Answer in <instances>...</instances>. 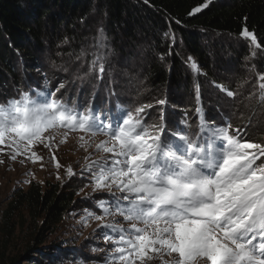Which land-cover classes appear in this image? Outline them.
<instances>
[{
	"label": "snow or ice",
	"instance_id": "snow-or-ice-1",
	"mask_svg": "<svg viewBox=\"0 0 264 264\" xmlns=\"http://www.w3.org/2000/svg\"><path fill=\"white\" fill-rule=\"evenodd\" d=\"M212 2L206 0L189 15ZM169 35L164 33L165 38ZM239 35L250 42L245 59H255L257 50L264 52L257 35L246 26ZM95 41L88 71L76 77L93 89V101L86 107L75 98L69 102L63 94L58 97L62 89L66 94V83L60 81L52 91L47 77L42 90H20L18 96L0 102V146H7L9 159L24 156L26 161L41 162L43 168L44 158L33 150L43 145L60 169L52 152L54 130H65L61 144L69 132L82 133L80 147L85 151L92 137H106L95 145L104 155L95 160L85 157L88 162L80 173L89 174L94 193H109L107 198L85 196L94 199L96 211L86 210L80 221L85 227L90 219L100 221L94 232L112 245L103 264H149L163 256L169 257L165 264H264V145L249 142L243 129H233L231 120L216 124L206 119L199 89L196 132L186 112L179 123L168 118L167 99L156 101L162 106L158 122L151 121L154 105L150 103L135 108L117 104L115 112L101 108L94 100L110 54L102 27ZM83 55L82 51L76 59ZM191 67L199 72L194 61ZM112 83L109 77V96L115 95ZM216 87L233 99L242 95L223 85ZM256 87L258 102L264 105V73H258ZM253 95L250 92L245 99ZM250 124L251 119L244 127ZM65 171L69 178L77 175L71 166Z\"/></svg>",
	"mask_w": 264,
	"mask_h": 264
},
{
	"label": "trees",
	"instance_id": "trees-1",
	"mask_svg": "<svg viewBox=\"0 0 264 264\" xmlns=\"http://www.w3.org/2000/svg\"><path fill=\"white\" fill-rule=\"evenodd\" d=\"M205 2L0 0V85L18 87L30 79L26 76H37L46 68L48 54L53 59L71 53L70 49L95 36L102 27L110 44L129 51L131 59L133 54L138 55L132 61L140 59L138 65L147 88L156 101L167 99L170 107L164 106L166 113L179 123L183 97H189L192 91L196 96L197 89L200 96L204 92L201 77L189 70V57L201 68L206 81L218 83L215 68L221 74L219 70H231L229 62L239 67L245 52L243 48L230 52L222 43L223 38L241 39L239 34L246 26L264 46V0H213L200 13L189 15L194 7ZM166 32L170 34L168 38L164 37ZM254 67L264 73V52L257 50ZM213 113L205 111L208 120L216 124L225 122L224 111ZM247 123V118H241V124ZM257 137L262 141L264 132ZM73 201V192H66L58 184L42 187L32 183L26 191L19 190L13 195L4 216L8 224L16 212L25 210L31 221L42 222L41 229H53ZM0 264L16 261L3 260Z\"/></svg>",
	"mask_w": 264,
	"mask_h": 264
},
{
	"label": "rangeland",
	"instance_id": "rangeland-1",
	"mask_svg": "<svg viewBox=\"0 0 264 264\" xmlns=\"http://www.w3.org/2000/svg\"><path fill=\"white\" fill-rule=\"evenodd\" d=\"M105 34L107 33L105 32ZM97 35L98 30L95 36L85 39L83 44L70 49L77 51L76 53L66 52L64 56L57 55L53 59L48 54L45 60L46 68L37 76H26L30 79L25 80L18 87L10 84L0 85V102H6L7 99L18 96L20 90H42L45 77H47L52 91H55L60 81L66 83V94L65 90L62 89L61 92L57 93L58 97L63 94L69 102L75 98L82 106L86 107L90 101H93V89L88 82L81 85L80 80L76 77L82 76L88 71V62L92 59L91 54L95 50L93 45ZM222 43L228 46L232 53L241 48L245 52L239 67L236 66L235 62H229L232 64L231 70H219L221 74L215 68V79H218V83L206 81L198 64L194 60L189 59L188 61L189 70L194 76L201 77L203 82L204 92L201 94V102L204 105V111H209L210 114L224 111V118L231 120L233 129H243L242 135L246 134L245 138L249 142L264 145V137L261 138L262 141L257 137L258 133L264 132V105L258 102L259 93L256 87L258 73L261 72L254 67L256 58L245 59L246 54L250 55V42L243 38H223ZM107 44L110 54L106 64V74L99 86L94 103L103 109H111L113 112L117 110L115 107L117 104L135 108L141 103H150L154 105L151 121L158 122V109L162 106L156 104L154 94L146 86L142 69L138 65L140 59H136L135 62L132 61L138 55L133 54L134 59H131L128 55L130 54L129 51L113 46L108 40ZM82 51L84 52L82 59L77 60L76 56ZM193 61L196 63L199 72L193 71L191 67ZM225 62H227L226 59ZM82 64L83 67H81ZM64 68H67L68 71H63ZM109 77L114 80V83L110 85L115 91V95L112 96L108 95L106 88L109 86ZM216 85L227 86L226 88L229 90L239 91L242 95H238L235 99L227 97L226 93L222 92ZM78 90L79 95L77 94ZM194 92L192 91L189 97H183L184 107L180 110L181 112H178L181 119L184 118L185 112L187 113L192 132L198 125V118L195 115L197 103ZM250 92L255 93V95L251 99H245ZM168 107H170L169 104ZM244 117L247 118L248 122L251 119V124L247 128L244 127L246 124H241V118ZM168 118L173 120V117ZM206 118L208 119L209 116L207 115ZM64 131L58 129L51 133L55 136L52 152L61 165L60 169L55 167V162L50 159L49 149L43 145L33 147V150L44 158L43 168L41 162L26 161L24 156H19L16 161H11L7 146H0L4 148V152H0V159L4 161L0 164V261L15 260L16 264H103L105 256L112 248L111 244L104 242L99 231L94 232L100 221L90 219L87 221V227L80 223L86 214V210L96 211L94 199H85V196L92 198H107L109 196L106 191L95 193L92 191L91 179L87 172L80 175L88 162L85 157L90 156L91 160H95L104 155L102 152L96 151L95 145L106 137L103 135L92 137L90 146H86L87 151H85L84 148L80 147L79 137L83 134L79 131L69 132L66 142L61 144L60 140ZM57 145H59L58 148ZM22 160L25 162L21 163ZM261 160H264V157H261ZM68 166H71L77 175L69 178L65 171ZM31 174H34V177ZM57 175L60 179H57ZM25 181L31 182L26 183ZM32 183L40 184L42 187L47 184H58L66 189V192H73L74 194L71 208L63 220L53 229H41L42 222L31 221L25 210L16 212L7 224L4 212L13 200V195L19 190L26 191ZM111 219L112 217L107 218L108 221ZM115 219L122 220L119 216ZM124 226L127 227V224ZM168 259L167 256L157 257L149 264H165Z\"/></svg>",
	"mask_w": 264,
	"mask_h": 264
}]
</instances>
